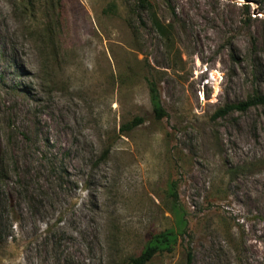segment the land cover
<instances>
[{"label":"rangeland","instance_id":"374dc122","mask_svg":"<svg viewBox=\"0 0 264 264\" xmlns=\"http://www.w3.org/2000/svg\"><path fill=\"white\" fill-rule=\"evenodd\" d=\"M150 1L0 0V264H264V0Z\"/></svg>","mask_w":264,"mask_h":264},{"label":"trees","instance_id":"16d2710c","mask_svg":"<svg viewBox=\"0 0 264 264\" xmlns=\"http://www.w3.org/2000/svg\"><path fill=\"white\" fill-rule=\"evenodd\" d=\"M139 9L146 13L153 24V28L156 32L163 38L169 39L170 32L169 28L172 26L169 25L164 26L162 22L159 20L157 12L151 3L150 0H137ZM150 99L154 110V116L157 121H162L168 117L167 112L162 107L160 103V97L157 90V85L149 81L148 84ZM259 106H264V94L263 95H255L250 98L248 101L237 104V105H227L226 107L218 110L215 115L214 119H224L227 116L231 115L235 112H246L252 108H258ZM144 123L142 118L134 119L130 124H128L125 128L127 131H132L137 127L141 126ZM4 172L0 170V183L3 182L6 176L3 174ZM169 194L173 199L177 198V190H176V183L172 182L169 186ZM173 214L175 216V232H164L160 234H155L151 237L148 241L146 246L144 247L141 254L132 259L130 264H151L153 259L162 252H172L179 243V238L183 232H186L188 228V223L186 221L185 214L182 213L180 208L174 204L173 205Z\"/></svg>","mask_w":264,"mask_h":264}]
</instances>
